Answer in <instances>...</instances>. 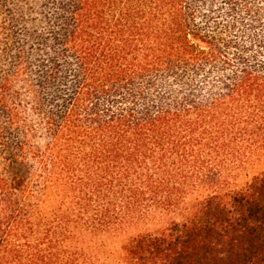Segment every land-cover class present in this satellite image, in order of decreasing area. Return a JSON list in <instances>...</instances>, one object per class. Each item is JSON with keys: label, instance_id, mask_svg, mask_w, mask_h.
Wrapping results in <instances>:
<instances>
[{"label": "trees", "instance_id": "1", "mask_svg": "<svg viewBox=\"0 0 264 264\" xmlns=\"http://www.w3.org/2000/svg\"><path fill=\"white\" fill-rule=\"evenodd\" d=\"M0 264H264V0H0Z\"/></svg>", "mask_w": 264, "mask_h": 264}, {"label": "rangeland", "instance_id": "2", "mask_svg": "<svg viewBox=\"0 0 264 264\" xmlns=\"http://www.w3.org/2000/svg\"><path fill=\"white\" fill-rule=\"evenodd\" d=\"M43 136V139L45 138V135H42ZM172 218H175V216L174 215H171V216H165L164 215V217H163V219H150V221H147V222H145V221H141V222H139L138 224H137V227L138 228H143V229H151V230H157V228H159V229H161V228H164L165 226H166V223L168 222V220L169 219H172ZM147 225V226H145V225ZM124 236V235H123ZM121 240H122V237H121ZM110 243L109 244H115V245H119V242H120V240H117V241H114V242H111V241H109Z\"/></svg>", "mask_w": 264, "mask_h": 264}]
</instances>
